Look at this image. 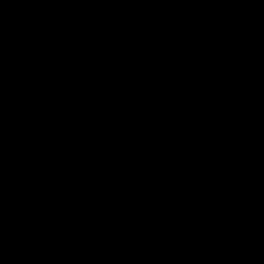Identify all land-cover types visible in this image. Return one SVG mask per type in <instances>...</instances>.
I'll list each match as a JSON object with an SVG mask.
<instances>
[{
  "label": "water",
  "instance_id": "water-1",
  "mask_svg": "<svg viewBox=\"0 0 264 264\" xmlns=\"http://www.w3.org/2000/svg\"><path fill=\"white\" fill-rule=\"evenodd\" d=\"M0 264H264V0H0Z\"/></svg>",
  "mask_w": 264,
  "mask_h": 264
}]
</instances>
